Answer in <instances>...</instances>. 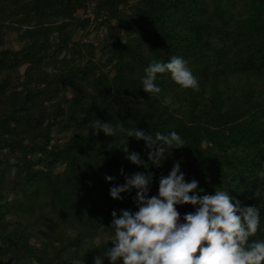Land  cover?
I'll use <instances>...</instances> for the list:
<instances>
[{
    "label": "trees",
    "instance_id": "1",
    "mask_svg": "<svg viewBox=\"0 0 264 264\" xmlns=\"http://www.w3.org/2000/svg\"><path fill=\"white\" fill-rule=\"evenodd\" d=\"M172 56L199 90L165 73L145 93L144 68ZM97 119L175 131L183 148L157 167L144 141L94 135ZM177 162L200 195L257 206L250 241H264V0H0V264H110L111 213L138 211L135 189L113 199L110 188L151 173L158 195ZM176 208L181 222L195 211Z\"/></svg>",
    "mask_w": 264,
    "mask_h": 264
},
{
    "label": "clouds",
    "instance_id": "2",
    "mask_svg": "<svg viewBox=\"0 0 264 264\" xmlns=\"http://www.w3.org/2000/svg\"><path fill=\"white\" fill-rule=\"evenodd\" d=\"M188 60L172 56L169 62L153 60L144 68L142 89L147 94H159L156 85L157 74L169 73L181 89L199 90L198 79L188 67ZM102 131L106 136L115 137L122 132L127 137L144 141L148 161L159 167L171 155L172 149L183 148L180 135L172 131L162 134L157 131L124 129L113 127L97 119L93 134ZM132 164L146 163L139 153L123 149ZM13 167L11 174L15 176ZM123 174V169H121ZM106 180L115 178L106 176ZM152 174L137 172L125 177L123 185L110 188L113 199H122L121 193L136 190L134 200L138 211L121 210L111 213V243L104 256L110 264H264V241L251 240L260 230V209L257 206H242L229 192L215 191L214 195L204 194L198 189V181L185 180L180 164L173 165L170 173L159 180L158 195L149 196ZM190 204L194 212L181 216L177 205ZM103 258H94V264H102Z\"/></svg>",
    "mask_w": 264,
    "mask_h": 264
},
{
    "label": "rangeland",
    "instance_id": "3",
    "mask_svg": "<svg viewBox=\"0 0 264 264\" xmlns=\"http://www.w3.org/2000/svg\"><path fill=\"white\" fill-rule=\"evenodd\" d=\"M102 32L99 31L97 33L98 36H101ZM96 34L93 33L92 35H90L89 37L85 38V39H88L90 38L91 36H95ZM7 40H8V45L11 46L12 48L16 49L20 46V43L16 40V34L11 32L7 35Z\"/></svg>",
    "mask_w": 264,
    "mask_h": 264
}]
</instances>
